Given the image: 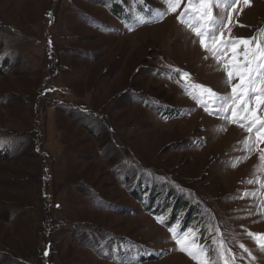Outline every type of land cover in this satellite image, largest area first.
Masks as SVG:
<instances>
[{
	"label": "rangeland",
	"instance_id": "1",
	"mask_svg": "<svg viewBox=\"0 0 264 264\" xmlns=\"http://www.w3.org/2000/svg\"><path fill=\"white\" fill-rule=\"evenodd\" d=\"M106 1L0 0V264H120L115 240L164 254L140 264H192L143 210L152 197L212 216L233 264H264L248 236L264 233V143L254 157L243 130L218 131L225 119L154 110L194 109L177 89L186 71L231 86L185 24L155 9L129 32ZM229 11L213 8L238 37L264 25V0Z\"/></svg>",
	"mask_w": 264,
	"mask_h": 264
},
{
	"label": "snow or ice",
	"instance_id": "2",
	"mask_svg": "<svg viewBox=\"0 0 264 264\" xmlns=\"http://www.w3.org/2000/svg\"><path fill=\"white\" fill-rule=\"evenodd\" d=\"M239 0H187L181 9L182 0H164L166 7L162 10L161 16L177 13L176 19L179 23L185 24L190 31L194 32L200 47L215 58L226 75V84L231 86L228 95H219L211 89L201 85H193L194 89L200 92L193 93L203 96L207 94L208 100L203 104L205 111L209 114L219 115L229 123L237 124L249 134H255L259 143H264V32L258 36L247 39H228L224 35V29L231 32V28L224 23L223 18L214 15L213 8H220L223 5L226 10L229 6L235 10ZM251 0H243L246 6L250 5ZM228 22L232 21V12L229 11ZM240 46H243L242 50ZM231 53V57L227 53ZM224 57L221 60V57ZM179 71V70H177ZM187 73H181V78H186ZM233 81H236L235 83ZM201 101L198 99V103ZM245 146L251 150L250 137L244 140ZM260 159L264 161V154ZM252 181H249L251 183ZM158 222L163 223L160 218ZM172 239L176 242L174 250L184 252L190 258L197 261V264H218L220 260L224 264H233L231 252L225 256L226 246L221 243L214 249L215 257L208 255L206 245H196L198 233H192L189 238L188 233L183 235L180 232L169 228ZM191 232V229L188 230ZM219 233V229H217ZM253 238L261 251H264V233H248ZM216 243V240H213ZM244 251H248L243 244L240 245ZM47 255V253H45ZM251 255V253H249Z\"/></svg>",
	"mask_w": 264,
	"mask_h": 264
},
{
	"label": "trees",
	"instance_id": "3",
	"mask_svg": "<svg viewBox=\"0 0 264 264\" xmlns=\"http://www.w3.org/2000/svg\"><path fill=\"white\" fill-rule=\"evenodd\" d=\"M113 2H114V0H107V1H106V3H107V4H110V5H112ZM114 8H115V9H118V8H120V7L117 6V5H115ZM4 60H5V59H1V58H0V64H1L2 61H4ZM6 151H7V150H0V159H4V157H1V154H2V156H4V154H5ZM155 191H158V188H155ZM155 195H156V194H155ZM152 198H153V197H152ZM180 202H181V200H180ZM176 206L179 207L177 204H176ZM181 207L183 208V209H182L183 211L188 210V209L184 208L183 206H181Z\"/></svg>",
	"mask_w": 264,
	"mask_h": 264
},
{
	"label": "bare ground",
	"instance_id": "4",
	"mask_svg": "<svg viewBox=\"0 0 264 264\" xmlns=\"http://www.w3.org/2000/svg\"><path fill=\"white\" fill-rule=\"evenodd\" d=\"M231 130H232V134L234 133V132H236V133H234V135L235 134H237L238 133V131H237V128L236 127H234V126H231V128H230ZM229 129V130H230ZM175 257L176 258H181L183 261H187L188 262V260L186 259V258H184L182 255H180V254H178V255H175Z\"/></svg>",
	"mask_w": 264,
	"mask_h": 264
}]
</instances>
